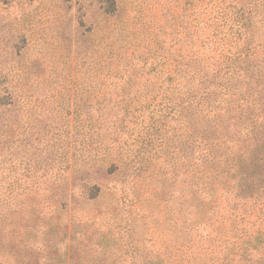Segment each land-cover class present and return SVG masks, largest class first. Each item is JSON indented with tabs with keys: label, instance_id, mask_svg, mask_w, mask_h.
Wrapping results in <instances>:
<instances>
[{
	"label": "rangeland",
	"instance_id": "374dc122",
	"mask_svg": "<svg viewBox=\"0 0 264 264\" xmlns=\"http://www.w3.org/2000/svg\"><path fill=\"white\" fill-rule=\"evenodd\" d=\"M197 5L119 0L109 18L102 0H0V87L19 99L7 115L17 133L0 144V261L187 264L182 169L165 173V154L129 179L130 166L109 168L107 155L122 146L134 158L143 117L125 109L140 107L137 91L166 85V66L152 64L183 52L184 26L198 31ZM56 127L69 132L65 142ZM89 140L114 149L81 156L76 171L69 144Z\"/></svg>",
	"mask_w": 264,
	"mask_h": 264
},
{
	"label": "trees",
	"instance_id": "16d2710c",
	"mask_svg": "<svg viewBox=\"0 0 264 264\" xmlns=\"http://www.w3.org/2000/svg\"><path fill=\"white\" fill-rule=\"evenodd\" d=\"M192 2L200 8L197 33L187 22L178 40L183 52L171 48L152 64L151 72L166 66V85L137 91L140 107L125 109L143 117L136 123L134 158L122 146L114 154L112 145L91 140L84 148L69 144L74 151L69 148L66 158L70 150V166L79 171L81 156L104 151L109 168L130 166V179L166 154L170 169L164 172L183 171L187 264H264V0ZM102 3L111 7L107 17L118 15L119 0ZM143 18L141 32L149 28ZM18 102L16 92L0 87L3 146L13 127L17 133L16 120L7 115ZM126 127L123 120L119 131ZM61 128L54 132L59 139L69 133Z\"/></svg>",
	"mask_w": 264,
	"mask_h": 264
}]
</instances>
